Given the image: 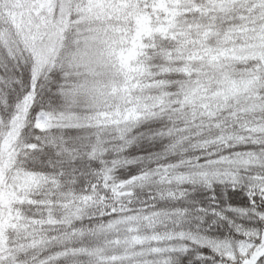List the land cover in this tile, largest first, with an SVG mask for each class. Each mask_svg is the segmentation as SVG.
Segmentation results:
<instances>
[{"label": "snow or ice", "instance_id": "snow-or-ice-1", "mask_svg": "<svg viewBox=\"0 0 264 264\" xmlns=\"http://www.w3.org/2000/svg\"><path fill=\"white\" fill-rule=\"evenodd\" d=\"M0 264H264V0H0Z\"/></svg>", "mask_w": 264, "mask_h": 264}]
</instances>
